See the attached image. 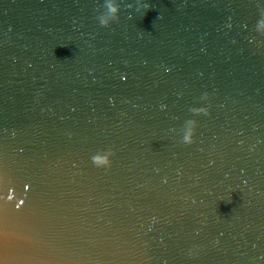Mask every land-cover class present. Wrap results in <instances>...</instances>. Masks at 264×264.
<instances>
[{"label": "water", "instance_id": "water-1", "mask_svg": "<svg viewBox=\"0 0 264 264\" xmlns=\"http://www.w3.org/2000/svg\"><path fill=\"white\" fill-rule=\"evenodd\" d=\"M119 3L0 0V264H264V0Z\"/></svg>", "mask_w": 264, "mask_h": 264}, {"label": "clouds", "instance_id": "clouds-1", "mask_svg": "<svg viewBox=\"0 0 264 264\" xmlns=\"http://www.w3.org/2000/svg\"><path fill=\"white\" fill-rule=\"evenodd\" d=\"M136 4L138 5L139 0H135ZM128 8H133V3L127 4ZM141 8L138 6L137 10ZM147 9V7L143 8ZM119 13H120V3L119 0H103L102 11L98 12L96 16V20L101 27H107L110 23L119 20ZM129 18H131V14H129ZM257 30L264 29V13L261 14V19L257 21ZM164 107L163 105L161 106ZM202 109H193V111H200ZM193 125L194 121L188 120L185 122L183 128V134L181 136V142L190 143L192 141V134H193ZM110 151H105L103 153H96L93 154L91 157L94 164L97 166H107L110 156Z\"/></svg>", "mask_w": 264, "mask_h": 264}]
</instances>
